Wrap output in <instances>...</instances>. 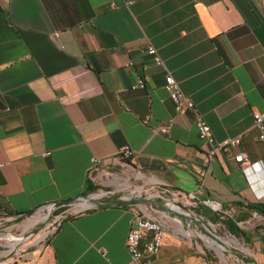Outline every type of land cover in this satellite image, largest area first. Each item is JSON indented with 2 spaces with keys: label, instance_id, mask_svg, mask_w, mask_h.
<instances>
[{
  "label": "crops",
  "instance_id": "obj_1",
  "mask_svg": "<svg viewBox=\"0 0 264 264\" xmlns=\"http://www.w3.org/2000/svg\"><path fill=\"white\" fill-rule=\"evenodd\" d=\"M167 73L216 140L241 136L250 163L224 153L202 162L194 113L177 110ZM140 77L145 86L132 88ZM254 112H264V0H0V220L7 228L27 234L38 224L29 213L40 206L101 190L106 184L87 175L91 158L126 145L135 151L134 183L158 182L198 201L189 213L156 199L62 206L70 212L44 247L0 252V264H130L132 207L168 221L153 264H264V143ZM170 118L168 133H154Z\"/></svg>",
  "mask_w": 264,
  "mask_h": 264
},
{
  "label": "built area",
  "instance_id": "obj_2",
  "mask_svg": "<svg viewBox=\"0 0 264 264\" xmlns=\"http://www.w3.org/2000/svg\"><path fill=\"white\" fill-rule=\"evenodd\" d=\"M148 54L153 56L154 62L160 67H165L163 57L158 52V49L153 45H148L144 49ZM128 65H132L129 62ZM145 86V78L140 77L134 82L132 88H143ZM164 87L167 90L170 98L175 103L177 110L179 112L185 109L191 110L195 116V124L197 127V132L199 137L204 142V148L201 151V160L205 165H209L213 158L219 153L231 154L234 160L240 164L250 163V160L245 151L240 150L241 136L227 137L223 140H216L215 136L211 130L210 125L207 123L205 118L197 110L195 102L192 98L187 95L181 88L179 82L170 73H167L164 78ZM149 121V116H145L142 122L147 124ZM174 122V118L168 119L166 122L161 123L153 127L154 133L166 134L169 131L170 126ZM253 126L258 131V140L264 143V112H254L253 114ZM46 155L49 152H45ZM135 156V151L128 145L120 149L116 154L106 158H100L93 156L91 158V165L87 170V175L90 178H98L99 181L105 183L106 185L114 182L112 190H105L102 193L98 191L91 192L88 196L91 197H102L108 196L115 190L121 191L122 194L119 196L121 199H131V198H144V199H156L161 202V204L173 212L178 213H189L190 210L198 206V201L192 193H187L179 189L170 188L168 186L162 185L158 182H145V183H130L128 177L122 178L115 173L112 169L115 165L126 166L129 170H132L136 176L137 168L131 163V160ZM3 164H0L2 166ZM94 173L100 174L94 177ZM116 181V182H115ZM104 185V186H106ZM102 190V189H101ZM83 200L82 197L76 199L73 203V209H75V203ZM206 203L213 209L217 210L221 206L218 202L214 200H207ZM70 206L67 205L69 208ZM92 206V205H91ZM47 207H52L49 215L53 214L60 207L55 206L54 202L40 206L32 214L42 213ZM81 209V207L79 208ZM133 215L131 219V226L128 231L125 246L130 256V264H153L155 257L158 255L163 237L165 236L168 221L166 218L157 213H151L143 211V213L136 207H132ZM70 211L68 209H63L60 212H56V217L61 220ZM31 214V215H32ZM5 220H0V230L7 228ZM147 232H151V237L144 240V236ZM4 234V233H3ZM8 234V233H6ZM32 231L24 234V232L19 231L15 234L13 239L18 242L19 240H24L32 236ZM100 251L104 253L105 249L100 248Z\"/></svg>",
  "mask_w": 264,
  "mask_h": 264
},
{
  "label": "rangeland",
  "instance_id": "obj_3",
  "mask_svg": "<svg viewBox=\"0 0 264 264\" xmlns=\"http://www.w3.org/2000/svg\"><path fill=\"white\" fill-rule=\"evenodd\" d=\"M115 173H118V175L122 178L128 177V179L130 180V182L135 181V174L132 170H129L126 166H121V165H115L112 169ZM94 177H97L100 174H93ZM111 180L114 179H110V184L103 186L102 190H96L98 191V193H102L105 190H112L113 189V183L111 182ZM116 182V181H115ZM122 194L121 191L115 190L112 193H109L108 196L113 197V198H117L118 196H120ZM103 198H106L105 196H102ZM70 206V205H68ZM74 206V205H72ZM70 206V207H72ZM83 207L81 206V204H78L75 206L76 208H80ZM64 208H59L58 210H56V212H60L62 211ZM44 211V210H43ZM72 211V210H71ZM51 212V211H50ZM56 212L48 215L46 218H42L43 214L42 213H38L37 215H35V220L38 222V224L32 229V233L33 235L30 236L27 240H19L18 242H16L13 237H15V234H17L19 232V229H15V228H6L4 230H0V232H2L1 236L2 238L0 239V252H3V254H6L7 257H11L14 255V253L18 252V254H23L26 253L30 250H34V249H41L42 247H44V245L47 243V240L51 234V232L53 231L54 227L56 226L57 222L59 221V218L56 217ZM209 229L210 226L207 225ZM216 232L219 233L220 228L219 227H215ZM221 229H223V227H221ZM4 233V234H3ZM8 233V234H6ZM24 245H27L26 247H23ZM3 258H6L5 256Z\"/></svg>",
  "mask_w": 264,
  "mask_h": 264
},
{
  "label": "water",
  "instance_id": "obj_4",
  "mask_svg": "<svg viewBox=\"0 0 264 264\" xmlns=\"http://www.w3.org/2000/svg\"><path fill=\"white\" fill-rule=\"evenodd\" d=\"M79 197H82L83 199H86L88 202H90V205H92V206L106 205L108 203V201L109 202H114V203H116L118 205L135 204V203H139V202H142V201H146V199H144V198H131V199L118 198L117 200H110V199H105L103 197H91V196H88V195L87 196L82 195V196H79ZM79 197L64 199V200H61L59 202H54V204H55V206H58V207L67 206V205H70L71 203H73ZM148 201H152V200L149 199ZM166 209H164V210L167 211L168 209L167 210ZM34 212H35V210L30 212L29 215H31Z\"/></svg>",
  "mask_w": 264,
  "mask_h": 264
},
{
  "label": "bare ground",
  "instance_id": "obj_5",
  "mask_svg": "<svg viewBox=\"0 0 264 264\" xmlns=\"http://www.w3.org/2000/svg\"><path fill=\"white\" fill-rule=\"evenodd\" d=\"M78 204H81V206H87V205H90V202H88L86 199H83V200H80V201L76 202L75 206L78 205ZM51 210H52V207L45 208L42 218H46L50 214ZM205 237H207V236H205Z\"/></svg>",
  "mask_w": 264,
  "mask_h": 264
},
{
  "label": "trees",
  "instance_id": "obj_6",
  "mask_svg": "<svg viewBox=\"0 0 264 264\" xmlns=\"http://www.w3.org/2000/svg\"><path fill=\"white\" fill-rule=\"evenodd\" d=\"M259 210L264 213V209L259 208Z\"/></svg>",
  "mask_w": 264,
  "mask_h": 264
}]
</instances>
